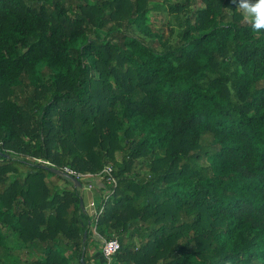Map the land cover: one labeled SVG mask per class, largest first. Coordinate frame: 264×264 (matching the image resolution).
<instances>
[{
  "label": "trees",
  "instance_id": "obj_1",
  "mask_svg": "<svg viewBox=\"0 0 264 264\" xmlns=\"http://www.w3.org/2000/svg\"><path fill=\"white\" fill-rule=\"evenodd\" d=\"M153 8L0 0V249L5 228L32 264H105L82 190L47 186L43 160L101 180L116 264H264V30L233 0H182L171 44Z\"/></svg>",
  "mask_w": 264,
  "mask_h": 264
},
{
  "label": "rangeland",
  "instance_id": "obj_2",
  "mask_svg": "<svg viewBox=\"0 0 264 264\" xmlns=\"http://www.w3.org/2000/svg\"><path fill=\"white\" fill-rule=\"evenodd\" d=\"M143 1H146L147 5L151 8L155 6V8L150 11L148 19V23L152 26L153 31L162 32L164 37L163 41H169L171 44H175L178 41L179 32L184 27V19L187 15V10L182 9L180 11H172L170 7L181 3L182 0H171L170 2H166L165 0H141V4ZM90 2L93 4L95 0H90ZM186 7L187 6L184 8ZM195 9L196 7H192L190 10L194 11ZM137 35L144 37L147 42H150V38H146L140 33H137ZM7 157L8 156L5 158ZM17 167L20 170H29L25 165L22 166L21 163H18ZM27 174L28 171H24L20 174L23 185L25 184ZM45 177L44 183L49 187L56 186L55 188L57 189H68L70 187V184H68L63 178L54 174L47 173ZM12 178L13 181H15L17 177L12 175ZM48 201H51V199L49 198ZM3 231L4 233H8L9 237L6 242V247L0 249V264H32L34 261L42 259L43 255L40 253V249L36 250V248L33 249L29 246H24L16 239V232H6L5 228ZM91 233L93 237L97 238L101 242H91L90 253L91 255H96L97 253L102 252L103 243L94 230Z\"/></svg>",
  "mask_w": 264,
  "mask_h": 264
},
{
  "label": "built area",
  "instance_id": "obj_3",
  "mask_svg": "<svg viewBox=\"0 0 264 264\" xmlns=\"http://www.w3.org/2000/svg\"><path fill=\"white\" fill-rule=\"evenodd\" d=\"M37 162L48 167L57 168L67 173L68 175L76 178L83 184L82 189L90 195V200L88 201V203H86L84 210L88 214V216L93 220L94 231L95 233H97L96 226L98 225L99 219L103 214L105 206L99 204L95 190L96 183L92 182L91 180L89 181L91 177L89 175H83L81 173H78L76 170L67 166L63 168H58L54 164H51L47 161L37 160ZM103 181H105L109 186L115 184L116 179L113 176L112 167L108 166L103 171ZM102 243V255L104 257L105 264H116L115 257L121 249L119 239L117 237H114L111 240H103Z\"/></svg>",
  "mask_w": 264,
  "mask_h": 264
},
{
  "label": "clouds",
  "instance_id": "obj_4",
  "mask_svg": "<svg viewBox=\"0 0 264 264\" xmlns=\"http://www.w3.org/2000/svg\"><path fill=\"white\" fill-rule=\"evenodd\" d=\"M253 31L264 30V0H233Z\"/></svg>",
  "mask_w": 264,
  "mask_h": 264
},
{
  "label": "water",
  "instance_id": "obj_5",
  "mask_svg": "<svg viewBox=\"0 0 264 264\" xmlns=\"http://www.w3.org/2000/svg\"><path fill=\"white\" fill-rule=\"evenodd\" d=\"M42 167L45 168L50 173H52V174H54L60 178H63V179L70 181L72 183V185H74V187L79 188V189L83 188V184L79 180L68 175L67 173H65V172H63L57 168H53V167H46V166H42ZM81 207L82 208L84 207L83 202H81ZM86 238H87V234L85 233V240H86Z\"/></svg>",
  "mask_w": 264,
  "mask_h": 264
},
{
  "label": "crops",
  "instance_id": "obj_6",
  "mask_svg": "<svg viewBox=\"0 0 264 264\" xmlns=\"http://www.w3.org/2000/svg\"><path fill=\"white\" fill-rule=\"evenodd\" d=\"M95 181H96V184H99L101 180L96 179ZM81 190H82L81 194L83 196V199H84V202H85V205H86V203H88V201L90 200V195L87 192H85L83 189H81ZM96 193H98L97 190H96Z\"/></svg>",
  "mask_w": 264,
  "mask_h": 264
}]
</instances>
